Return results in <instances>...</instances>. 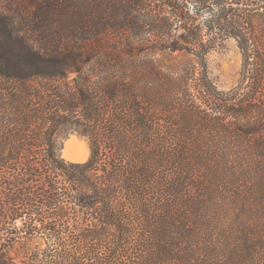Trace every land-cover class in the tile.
I'll use <instances>...</instances> for the list:
<instances>
[{
    "label": "trees",
    "instance_id": "1",
    "mask_svg": "<svg viewBox=\"0 0 264 264\" xmlns=\"http://www.w3.org/2000/svg\"><path fill=\"white\" fill-rule=\"evenodd\" d=\"M0 264H264V0H0Z\"/></svg>",
    "mask_w": 264,
    "mask_h": 264
},
{
    "label": "rangeland",
    "instance_id": "2",
    "mask_svg": "<svg viewBox=\"0 0 264 264\" xmlns=\"http://www.w3.org/2000/svg\"><path fill=\"white\" fill-rule=\"evenodd\" d=\"M207 59L210 77L220 89H229L237 84L240 77L242 55L234 39H230L224 47L212 50ZM68 139L72 140L69 146L71 155H65L63 149L62 155L71 160V156L76 157L82 152L84 157L81 160H86L90 155V147L86 138L73 133L65 140L64 147Z\"/></svg>",
    "mask_w": 264,
    "mask_h": 264
},
{
    "label": "bare ground",
    "instance_id": "3",
    "mask_svg": "<svg viewBox=\"0 0 264 264\" xmlns=\"http://www.w3.org/2000/svg\"><path fill=\"white\" fill-rule=\"evenodd\" d=\"M72 143V140H67L66 144H65V147L63 148V151H64V154L67 155L69 154V156L71 155L70 152H69V146L70 144ZM84 157V153H79V155H77L76 157L75 156H71V160L73 161H82L81 159Z\"/></svg>",
    "mask_w": 264,
    "mask_h": 264
}]
</instances>
